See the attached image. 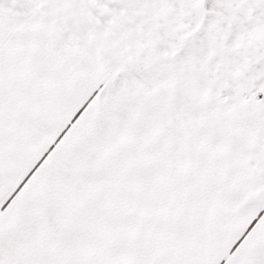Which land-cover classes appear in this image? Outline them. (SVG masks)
<instances>
[{
    "label": "snow or ice",
    "instance_id": "obj_1",
    "mask_svg": "<svg viewBox=\"0 0 264 264\" xmlns=\"http://www.w3.org/2000/svg\"><path fill=\"white\" fill-rule=\"evenodd\" d=\"M0 264H264V0H0Z\"/></svg>",
    "mask_w": 264,
    "mask_h": 264
}]
</instances>
